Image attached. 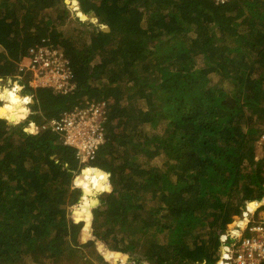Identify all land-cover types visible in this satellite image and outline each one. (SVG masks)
Returning a JSON list of instances; mask_svg holds the SVG:
<instances>
[{
    "label": "trees",
    "instance_id": "obj_1",
    "mask_svg": "<svg viewBox=\"0 0 264 264\" xmlns=\"http://www.w3.org/2000/svg\"><path fill=\"white\" fill-rule=\"evenodd\" d=\"M67 3L96 23L71 32L64 0H0V79L37 46L61 50L74 77L66 94L19 81L32 103L15 126L23 97L0 90V264L59 263L80 253L76 238L103 243V264H216L220 234L264 198V0ZM91 102L106 105L92 160L49 129L25 132ZM97 192L110 194L101 210Z\"/></svg>",
    "mask_w": 264,
    "mask_h": 264
},
{
    "label": "built area",
    "instance_id": "obj_2",
    "mask_svg": "<svg viewBox=\"0 0 264 264\" xmlns=\"http://www.w3.org/2000/svg\"><path fill=\"white\" fill-rule=\"evenodd\" d=\"M211 1L219 4L226 0ZM18 71L20 74L14 78L25 80L29 88H51L61 94L73 88L70 62L59 49L45 46L31 48L29 57L18 64ZM20 89L22 87L18 86V82L11 87L14 92ZM23 100L32 103L30 96H25ZM105 121L106 105L103 102H91L64 113L57 120H46L40 126L29 123V129L25 131L29 135H36L41 130H51L59 136L63 146L74 150L79 162H84L92 160L103 144ZM259 139L264 141V128ZM257 209L249 210L247 205L220 234L216 264H264V209ZM119 262L127 264L125 261Z\"/></svg>",
    "mask_w": 264,
    "mask_h": 264
},
{
    "label": "rangeland",
    "instance_id": "obj_3",
    "mask_svg": "<svg viewBox=\"0 0 264 264\" xmlns=\"http://www.w3.org/2000/svg\"><path fill=\"white\" fill-rule=\"evenodd\" d=\"M64 3H65V1H64ZM65 5L67 6V8L69 10V18L72 19V21H73L71 23V25L74 26V27L70 30L71 32H73V29H75V28L76 29H79V30L80 29L86 30L88 27H86L84 25H87V24L88 25H91V24L93 25V24L96 23V20L94 19V21H93V17H91L89 15H86L87 18L85 20H81L78 16H76L75 12L71 10L70 5H68L67 3H65ZM64 32H66V31H64ZM22 61H20V62H22ZM8 80H9V78L8 79H5V80L0 79V90H2L4 88L5 89H8V88L12 87V85L8 84ZM11 80L15 81V79H11ZM20 81H23V80H20ZM18 86L21 87V85L19 84V81H18ZM19 93H20V96L23 97V98H25V96H29V95H23V94H21V89H20ZM0 102H2V105H3L4 104V99H0ZM25 102L26 101H24L23 105L27 109V112L25 114V117H26V115L28 116V114L31 113L30 108H29V105L31 104V102H29V103H25ZM1 119L5 120L6 118H1ZM7 121H9V120H7ZM22 121H23V118H21L17 122H13V124H10L9 126H15V124H17V123L19 124ZM27 129H29L28 126L25 128V130H27ZM158 129H159V127L157 128V130ZM145 130L148 133H152V132H155L156 131V129L149 128V126H145ZM256 145H257V156L260 158V157L264 156V141H262V140H260L258 138ZM162 162H163V159L161 157H157L156 159H154V160H152L150 162V165H161ZM87 168H89V167H86L84 169H87ZM84 169H82L74 177L73 186H72V189L73 188H76V189L79 190L81 196H80L79 200L75 204H73V205H71L70 207L67 208V218L74 225H76V223H75V221L73 219V210L74 209H78V206H79V203L81 201L82 194H83L82 187H80V186L77 185V183L75 182V179L82 173V171ZM263 169H264V165H263ZM106 175L108 176L107 173H106ZM108 181H109V177H108ZM107 195H110V194L107 193V192H101V193L100 192H97L96 193V195H95L96 197L95 198H96V201H97V203H96L97 206L96 205L95 206L97 207L98 210H101V207H100L101 204L99 203L100 199L103 198V197H105V196H107ZM253 203L255 205L256 210L258 211L257 208H262L264 206V198L260 202H253ZM248 204H250V203H248ZM95 206L93 208H95ZM92 220L93 219H91V224H90V235L92 236V239L95 240V237L93 236ZM116 238L117 239L120 238L119 237V234H118V236H116ZM133 238H135V237H133ZM111 239H112V235H110V237H109V242L108 243L110 245L111 244H114V241H111ZM135 239L138 240L137 238H135ZM141 242H143V241H141ZM74 243L77 245L76 247L78 248V250L80 251V253H77V255H67V256H64L63 259L61 260V262H59V263L57 262V263H53V264H89V262H90V264H103V263H100V261L96 257V252H95V248H96V251H98V254H100L102 257H104V255L102 254V252L99 251V249H98V244H101V245L104 246L103 243L96 241L95 242V245H97V246L95 248H94V246L91 245L92 243L90 241V238H85V240H81V241H78L77 238H76L74 240ZM87 244H89V245H87ZM81 245H85L86 247H81L80 248ZM127 247H128V245H127ZM141 251H142V248L141 247H138L137 252H140L141 253ZM129 254H130V256H135L136 253H135V251H131ZM126 259H127V256H126ZM136 261H140V264H146V261H144L142 258L135 259V263L134 264H137ZM42 262H43L42 264H52V262L49 261V260H44ZM118 262H119V260L117 261V263ZM132 262H133V260H130L129 261V264H133ZM147 262H149V260ZM25 264H33V263H31L30 261L27 260L25 262ZM35 264H37V263H35Z\"/></svg>",
    "mask_w": 264,
    "mask_h": 264
},
{
    "label": "flooded vegetation",
    "instance_id": "obj_4",
    "mask_svg": "<svg viewBox=\"0 0 264 264\" xmlns=\"http://www.w3.org/2000/svg\"><path fill=\"white\" fill-rule=\"evenodd\" d=\"M12 79H15V81H13V80H11V78H9V80H8V84H10V85H13V83H15V84H17V82L18 81H20L19 79H17V78H12ZM17 80V81H16ZM27 85V84H26ZM22 88H23V86H21ZM8 122V121H7Z\"/></svg>",
    "mask_w": 264,
    "mask_h": 264
},
{
    "label": "water",
    "instance_id": "obj_5",
    "mask_svg": "<svg viewBox=\"0 0 264 264\" xmlns=\"http://www.w3.org/2000/svg\"><path fill=\"white\" fill-rule=\"evenodd\" d=\"M65 1V3H67V0H64ZM68 4V3H67ZM89 16H91L92 17V14H90ZM102 29V31H104V32H108V28L107 27H103V28H101ZM8 123H9V125L10 124H13V122H11V121H8ZM126 258V257H125Z\"/></svg>",
    "mask_w": 264,
    "mask_h": 264
},
{
    "label": "clouds",
    "instance_id": "obj_6",
    "mask_svg": "<svg viewBox=\"0 0 264 264\" xmlns=\"http://www.w3.org/2000/svg\"><path fill=\"white\" fill-rule=\"evenodd\" d=\"M229 0H226V1H224L223 3H219V4H217V5H222V4H224V3H226V2H228ZM6 120V119H5ZM26 132V131H25ZM109 177V176H108ZM247 206V205H246Z\"/></svg>",
    "mask_w": 264,
    "mask_h": 264
},
{
    "label": "bare ground",
    "instance_id": "obj_7",
    "mask_svg": "<svg viewBox=\"0 0 264 264\" xmlns=\"http://www.w3.org/2000/svg\"><path fill=\"white\" fill-rule=\"evenodd\" d=\"M96 206H97V205H96ZM96 206H95V207H96ZM78 209H80V208L78 207ZM78 209H77V210H78ZM117 261H118L117 259H114V260H113V262H117ZM121 261H123V260H121Z\"/></svg>",
    "mask_w": 264,
    "mask_h": 264
}]
</instances>
